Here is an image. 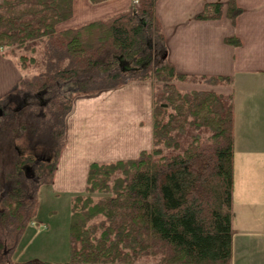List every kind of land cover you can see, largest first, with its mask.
Masks as SVG:
<instances>
[{
	"label": "trees",
	"instance_id": "16d2710c",
	"mask_svg": "<svg viewBox=\"0 0 264 264\" xmlns=\"http://www.w3.org/2000/svg\"><path fill=\"white\" fill-rule=\"evenodd\" d=\"M158 1L139 0L105 20L59 31L73 17L74 0H0L3 55L23 72L39 69L18 90L29 95L27 105L0 117V264L14 263L38 219L40 191L53 183L75 99L132 81L160 84L153 147L134 160L91 165L86 192L71 199L63 264H232L234 98L176 86L232 79L177 73L155 16ZM224 13L223 3H208L197 19L220 20ZM241 13L228 4L229 19ZM226 42L240 45L237 38ZM64 85L75 91L62 94ZM20 143L31 152H19Z\"/></svg>",
	"mask_w": 264,
	"mask_h": 264
},
{
	"label": "crops",
	"instance_id": "0c3cea01",
	"mask_svg": "<svg viewBox=\"0 0 264 264\" xmlns=\"http://www.w3.org/2000/svg\"><path fill=\"white\" fill-rule=\"evenodd\" d=\"M134 1L110 0L94 5L90 0H74L73 17L58 30L105 20L129 10ZM231 1L242 9L235 21L227 17ZM208 3L225 5L220 20L197 19ZM155 16L165 39L167 60L178 74L232 79L226 85L179 82L176 86L180 91H212L234 98L232 264H264V0H159ZM231 38H237L240 45L228 44ZM25 78H29L27 72L0 49V117L27 105L29 95L18 93ZM155 87L152 81H132L75 99L47 197L67 198L70 206L73 196L86 192L92 164L134 160L152 149ZM45 96H38L42 106L48 103L43 100ZM44 159L50 161V157ZM55 215V211L42 212L41 201L38 219L24 236L13 264H63L67 260V255L43 261L31 254L38 239L45 241L47 235H54Z\"/></svg>",
	"mask_w": 264,
	"mask_h": 264
},
{
	"label": "rangeland",
	"instance_id": "374dc122",
	"mask_svg": "<svg viewBox=\"0 0 264 264\" xmlns=\"http://www.w3.org/2000/svg\"><path fill=\"white\" fill-rule=\"evenodd\" d=\"M129 63L126 60L123 61V68H128ZM132 67V66H131ZM39 73V69H31L27 72L28 77H33L34 75ZM155 83V82H154ZM157 88L160 84L155 83ZM225 85V84H222ZM75 91V87L70 85H64L61 87V93L64 95L70 94ZM49 96L43 97V100H48ZM39 102V101H38ZM13 109L17 108L16 106L12 107ZM19 152H31L29 146L26 144H18ZM36 155L39 158H45L40 151H35ZM47 187H44L40 191L41 201H42V212H46L48 210L55 211L56 217L53 218L55 225V233L52 236H48L47 240L44 241V238L38 239L37 243L31 248V254H36L37 256L44 259L43 261L50 260H59L64 259V257H68L69 252V243H68V234H69V216L68 211H70V206L68 204L67 198L54 199L51 196L47 195ZM43 214V213H42ZM145 264H154L152 261H147Z\"/></svg>",
	"mask_w": 264,
	"mask_h": 264
},
{
	"label": "built area",
	"instance_id": "2783aa9c",
	"mask_svg": "<svg viewBox=\"0 0 264 264\" xmlns=\"http://www.w3.org/2000/svg\"><path fill=\"white\" fill-rule=\"evenodd\" d=\"M138 1H139V0H135V1H134V5H138Z\"/></svg>",
	"mask_w": 264,
	"mask_h": 264
},
{
	"label": "flooded vegetation",
	"instance_id": "af4514ba",
	"mask_svg": "<svg viewBox=\"0 0 264 264\" xmlns=\"http://www.w3.org/2000/svg\"><path fill=\"white\" fill-rule=\"evenodd\" d=\"M121 66H123V63H122V65ZM18 104H19V107L22 105L19 101L17 102Z\"/></svg>",
	"mask_w": 264,
	"mask_h": 264
},
{
	"label": "water",
	"instance_id": "95a60500",
	"mask_svg": "<svg viewBox=\"0 0 264 264\" xmlns=\"http://www.w3.org/2000/svg\"><path fill=\"white\" fill-rule=\"evenodd\" d=\"M47 161H49V160H47ZM30 171V170H29Z\"/></svg>",
	"mask_w": 264,
	"mask_h": 264
}]
</instances>
